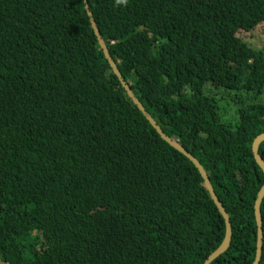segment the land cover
I'll list each match as a JSON object with an SVG mask.
<instances>
[{
  "label": "trees",
  "instance_id": "trees-1",
  "mask_svg": "<svg viewBox=\"0 0 264 264\" xmlns=\"http://www.w3.org/2000/svg\"><path fill=\"white\" fill-rule=\"evenodd\" d=\"M88 4L127 84L230 216L212 264H253L264 103L242 105L236 129L219 104L264 94V52L240 37L264 26V0ZM225 238L199 170L114 74L85 0H0V263L205 264Z\"/></svg>",
  "mask_w": 264,
  "mask_h": 264
},
{
  "label": "water",
  "instance_id": "water-1",
  "mask_svg": "<svg viewBox=\"0 0 264 264\" xmlns=\"http://www.w3.org/2000/svg\"><path fill=\"white\" fill-rule=\"evenodd\" d=\"M86 4V11L88 13V16L90 17V21L92 24V27L94 29L95 35L98 39L99 45L101 49L103 50L106 59L108 60L114 74L118 77L119 81L121 82L123 88L126 90L128 96L133 101V103L138 107V109L141 111V113L146 117V119L150 122V124L153 126V128L158 132V134L162 137V139L167 142L172 148L179 151L181 154H183L185 157H187L199 170L201 176L203 177L205 181V185L207 187V190L209 191V194L214 201L215 205L217 206L218 210L224 217L225 223H226V238L223 243V245L215 252L213 253L208 260L205 262V264H212L214 263L218 258L223 256L230 248L232 237H233V226L231 223V219L227 211L225 210L224 206L220 202L215 189L213 187V184L209 178L208 173L202 166V164L191 154L189 153L183 146H181L178 142L172 140L169 138L166 133L163 131V129L157 124L156 120L151 116L149 112H147L144 105L141 103V101L136 97L133 89L127 84L125 81L123 75L121 74L116 62L113 60L110 51L105 43V40L103 39L101 32L97 26V23L94 19L93 13L89 7L88 0H85ZM264 142V134L258 136L253 144V153L255 160L259 167L264 172V159L261 157L259 153V147L261 143ZM264 199V185L258 195V198L256 200L255 204V216H256V222L258 226V241H257V253L256 258L253 264H260L262 257H263V251H264V231H263V217H262V202Z\"/></svg>",
  "mask_w": 264,
  "mask_h": 264
},
{
  "label": "rangeland",
  "instance_id": "rangeland-1",
  "mask_svg": "<svg viewBox=\"0 0 264 264\" xmlns=\"http://www.w3.org/2000/svg\"><path fill=\"white\" fill-rule=\"evenodd\" d=\"M240 37L254 49L264 52V26L261 25L251 33H241ZM219 94H218V93ZM207 93L210 95H220L219 91H216L212 87H207ZM234 96V95H232ZM235 98V97H234ZM232 99L229 96L226 100L222 101L220 105V118L224 125L236 129L239 125L240 115L239 108L242 105H248L252 103H264V94L259 99H254L252 95H239L238 98ZM1 264V263H0Z\"/></svg>",
  "mask_w": 264,
  "mask_h": 264
},
{
  "label": "clouds",
  "instance_id": "clouds-1",
  "mask_svg": "<svg viewBox=\"0 0 264 264\" xmlns=\"http://www.w3.org/2000/svg\"><path fill=\"white\" fill-rule=\"evenodd\" d=\"M117 6L127 7L129 5V0H115Z\"/></svg>",
  "mask_w": 264,
  "mask_h": 264
}]
</instances>
